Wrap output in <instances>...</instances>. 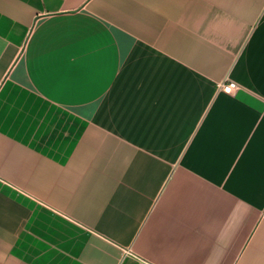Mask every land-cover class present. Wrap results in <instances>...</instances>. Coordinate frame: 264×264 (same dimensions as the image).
Segmentation results:
<instances>
[{
  "label": "crops",
  "instance_id": "0c3cea01",
  "mask_svg": "<svg viewBox=\"0 0 264 264\" xmlns=\"http://www.w3.org/2000/svg\"><path fill=\"white\" fill-rule=\"evenodd\" d=\"M0 264H264V0H0Z\"/></svg>",
  "mask_w": 264,
  "mask_h": 264
},
{
  "label": "built area",
  "instance_id": "2783aa9c",
  "mask_svg": "<svg viewBox=\"0 0 264 264\" xmlns=\"http://www.w3.org/2000/svg\"><path fill=\"white\" fill-rule=\"evenodd\" d=\"M221 88L226 92V93H232L237 89V84L234 82H228L226 84H222Z\"/></svg>",
  "mask_w": 264,
  "mask_h": 264
}]
</instances>
